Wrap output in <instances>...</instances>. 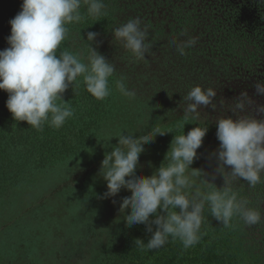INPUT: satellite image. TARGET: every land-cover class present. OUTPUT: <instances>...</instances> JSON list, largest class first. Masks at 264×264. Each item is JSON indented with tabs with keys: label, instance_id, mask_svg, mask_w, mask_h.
<instances>
[{
	"label": "clouds",
	"instance_id": "9594fccd",
	"mask_svg": "<svg viewBox=\"0 0 264 264\" xmlns=\"http://www.w3.org/2000/svg\"><path fill=\"white\" fill-rule=\"evenodd\" d=\"M255 2L264 8V0ZM82 7H86V13H82ZM104 8L103 0H22L21 10L9 21L8 47L0 50V90L8 93L6 107L13 119L27 122L36 130H42L44 124L59 129L74 115L62 94L81 76L87 92L97 100L111 94L109 78L115 72L111 62L93 46L89 48L87 62L78 53L62 47L69 36V25L80 23L85 15L91 18L104 15ZM141 23L139 18H132L113 30L114 39L137 60L144 59L149 50L147 32L141 28ZM96 39L97 33H87V41L93 44ZM196 42L194 37H188L173 39L171 44L180 55H185V50L194 47ZM116 88L125 97L135 96L124 78L116 81ZM255 92L257 96H264V81L255 84ZM216 95L211 87H192L183 97L186 102L183 118L198 116L200 106L212 105L215 110ZM235 101L234 115L237 110H250L251 115H235V119L228 116L216 122L220 144L213 155L219 162L220 173L225 166H230L231 177L255 187L264 174V119H258L254 113L264 116V104H254L247 92L241 93ZM207 132L208 127L198 126L186 135L184 131L175 135L165 162L151 176L138 175L137 168L145 145L157 135L165 134L159 127L154 126L150 133L139 138L120 134L119 146L106 154L100 175L107 191L101 198H114L122 189L131 193L122 199L120 212L125 214L124 221L129 227L143 224L151 233L148 243L138 240L139 245L156 250L171 237L178 239L184 249L194 246L199 241L206 203L211 215L226 227L234 217L248 226L264 219L259 210L249 207L246 199L227 187L226 180L222 190L204 194L197 189L191 198L185 191L193 187L188 170L191 169L192 176L201 173L191 165Z\"/></svg>",
	"mask_w": 264,
	"mask_h": 264
},
{
	"label": "rangeland",
	"instance_id": "374dc122",
	"mask_svg": "<svg viewBox=\"0 0 264 264\" xmlns=\"http://www.w3.org/2000/svg\"><path fill=\"white\" fill-rule=\"evenodd\" d=\"M132 18L146 23L144 16L131 14L122 17L123 23ZM141 28L145 29L143 25ZM146 32L149 50L142 60L135 59L115 40L113 32L98 34L93 44L87 40L85 45L72 41L84 62L93 46L114 65L115 72L109 78L114 84L112 105L106 119L101 120L89 141L85 138L78 151L55 160L49 167L32 166L23 170L25 181L2 191L0 264H102L110 250L118 248L119 241L143 236L141 227H129L124 221L125 214L120 212L122 199L131 194L128 190L122 189L114 198H101L107 191L100 175L102 161L114 146H119V135L139 138L150 133L154 126L165 133L145 145L139 160L137 174L151 176L165 162L175 135L183 131L186 135L198 126L217 132L216 122L220 118L235 119V115H245L239 110L233 114L235 100L241 93L230 96L225 92L231 84L226 75L213 69L201 55L190 53V48L185 50V55L177 52L171 41L184 40L182 37ZM120 78L135 92L134 97H125L117 90L116 81ZM194 86L213 88L217 93L213 100L216 108L200 106L198 116L185 120L183 97ZM218 148L204 138L191 165L201 173L192 176L191 169L187 173L193 183V187L185 190L190 196L197 189L202 193L214 187L223 174H230V166L221 169L222 173L218 171L219 162L213 155ZM256 209L263 215L262 203ZM252 226L256 232L248 231L245 238L249 239L252 234L259 238L264 219ZM143 232L147 233L146 228ZM242 235L240 231V237ZM169 243L163 248L170 249L175 242ZM177 243L180 246H177V260L173 264H211L203 257L201 247L184 249L180 241ZM164 258V250L160 249L147 264H163Z\"/></svg>",
	"mask_w": 264,
	"mask_h": 264
},
{
	"label": "trees",
	"instance_id": "16d2710c",
	"mask_svg": "<svg viewBox=\"0 0 264 264\" xmlns=\"http://www.w3.org/2000/svg\"><path fill=\"white\" fill-rule=\"evenodd\" d=\"M105 5L104 15L96 18L87 17L80 23L69 25V36L64 41L62 47L78 53L81 58L80 51L73 47V40L81 41L83 45L87 44V33L94 32L98 34L111 33L124 21L122 17L132 15L134 17L148 16L151 10L158 11L161 7L169 8L162 0H103ZM179 4L180 1H177ZM22 0H0V50L8 47L7 37L11 33L9 21L13 19L21 10ZM174 7L173 18L169 21L171 26L170 34H186L188 26L196 24V18H205L204 15L198 13L184 11L183 5ZM137 10V11H136ZM82 13H86V7H82ZM163 13V12H162ZM195 14V15H194ZM155 15L158 16L157 13ZM228 15V14H227ZM167 19L157 23L151 21L141 25L148 33L156 36L167 34L164 28ZM198 32V31H197ZM241 32H238V37ZM204 43H211L215 39V33L205 31L199 33ZM245 38H239V42ZM230 40V38H229ZM196 46V45H195ZM190 48V53L199 54L204 59L209 60L213 69L219 72L229 74L235 65H228V56L230 54L229 46H212L205 44L204 46H196ZM87 47V46H86ZM217 47V48H216ZM243 48H241V51ZM84 59V58H82ZM227 62V63H226ZM245 65L243 64L242 67ZM249 67V66H248ZM252 66H250L251 68ZM244 69V68H243ZM109 88L111 94L103 100H97L87 92L83 82V77H78L77 82L73 86H69L68 90L62 94L65 102L73 109V117L66 120L65 124L59 129L49 127L48 124L43 125L42 130L31 128L27 122L16 121L6 107L8 93L0 90V195L12 185L17 186L25 181L23 170L33 167H49L54 161L74 153L79 150L83 141H89L90 137L98 129L101 120L106 119L112 105V90L114 84L110 81ZM63 103V101H57ZM205 138L208 142L219 146L216 132L208 130ZM23 176V178H22ZM22 178V179H21ZM264 176L262 175L261 183L255 187H250L248 183L239 178H233L228 173L223 174L219 183L214 187L206 189L204 194L210 191L222 190L226 186L238 194L239 197L248 201V206L252 208H260L264 199ZM226 180V181H225ZM193 195V194H192ZM2 196V195H1ZM2 198V197H1ZM191 198V196H190ZM203 222L199 233V241L194 246L201 247L204 250L203 257L211 264H264V226L260 229L261 236L252 234L248 239V231H255V227L246 225L239 217L230 222V226H224L222 222L216 220L212 215L208 204H205L203 210ZM136 227L142 229V237L126 238L119 241L118 248H113L105 257L102 264H147L148 261L155 258V251L164 250L163 264H173L177 260L180 243L169 237L168 243L170 249L160 248L149 250L146 246L139 245L136 241H143L145 244L151 238V234L143 232L146 225L138 224ZM154 230H155V226ZM240 227V228H239ZM240 231L243 235L240 237ZM251 235V234H250ZM243 237V238H242ZM135 246H137L135 248ZM157 259H155L156 261ZM153 261V263L155 262Z\"/></svg>",
	"mask_w": 264,
	"mask_h": 264
},
{
	"label": "flooded vegetation",
	"instance_id": "af4514ba",
	"mask_svg": "<svg viewBox=\"0 0 264 264\" xmlns=\"http://www.w3.org/2000/svg\"><path fill=\"white\" fill-rule=\"evenodd\" d=\"M162 1L165 4L166 2L168 3L169 8L167 11L164 6L157 12L154 10L149 11V15L144 16L146 22L156 21L160 23L168 18L164 28L170 36H179L183 39L194 37L197 41L196 46H204L205 44H210L214 47L215 45L229 46L228 65L235 66L232 67L229 74L221 72L224 76L226 75L231 83L225 92L230 96H233L235 92H247L254 104H264V96H257L255 92V84L258 81H264V8L259 7L255 0ZM177 1H180L179 4L183 5L182 9L184 11H190L197 15L199 13L205 16V18L197 16V23L192 25V27L188 26L189 30L186 34H170L171 26L169 21L173 20L170 15H172L175 6L180 7ZM205 31L215 33V39L211 43H204L202 37L199 35V33ZM238 32H241L239 37ZM243 36L245 38L239 42L238 39L243 38ZM241 48H243L242 51ZM207 61L210 62L209 60ZM243 64L245 65L244 67H242ZM250 66L252 67L250 68ZM244 113L251 115L250 110ZM254 114L258 119H264V116L258 113ZM262 175L264 176V174ZM262 207L264 215V199Z\"/></svg>",
	"mask_w": 264,
	"mask_h": 264
}]
</instances>
